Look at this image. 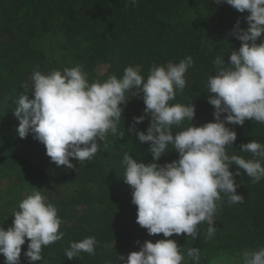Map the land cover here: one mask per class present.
I'll use <instances>...</instances> for the list:
<instances>
[{"label":"clouds","instance_id":"9594fccd","mask_svg":"<svg viewBox=\"0 0 264 264\" xmlns=\"http://www.w3.org/2000/svg\"><path fill=\"white\" fill-rule=\"evenodd\" d=\"M136 2L131 0L132 4ZM223 2L241 13L247 11V28H240L239 21L234 25L230 34L241 44L231 51L227 64L219 55L213 60L218 66L216 74L208 77L213 121L194 125L195 105L191 101L169 103L175 99L176 90L186 86L185 74L193 65L191 56L166 66L153 64L147 78L140 74L141 66L135 65L125 67L120 78L113 74L91 83L83 67L75 65L47 74L34 70L31 86L21 85L24 91L13 101L19 137L34 134L52 162L72 169L75 165L70 157L80 162L91 160L99 150L98 141L107 134L123 138L125 133H118L123 105L130 96L140 94L150 123L146 131H140L136 125L145 115L135 116L128 131L134 132L140 142H149L152 161H138L128 152L122 160L126 166L123 180L130 186L131 203L136 206V222L149 235L162 233L168 238L186 234L193 239L199 235L198 226L207 222V236L211 238L216 232L214 217L221 194L231 204L243 203L244 196L237 192L239 185L235 182L240 170L253 183L264 178V144L255 140L240 144L242 152H250L257 159L226 153V146L237 139L236 132L226 124L242 126L245 120L264 123V39L256 43L264 36V0ZM222 113H226L223 119ZM185 120L191 122L189 126L173 134L172 126H180ZM169 145L179 154L178 159L158 164ZM230 165L238 166L235 176ZM12 215V226L0 227L4 264H21V246L26 238L29 243L24 256L35 262L42 260L44 247L64 236L56 207L38 190L23 198ZM96 244L93 236L70 242L65 255L68 259L78 257L80 252L94 255ZM242 255L243 264H264V247ZM187 256L198 262L200 250L189 248ZM118 260L120 264H182L184 256L176 240L160 239L155 243L145 240L139 250L129 252L126 259L119 255Z\"/></svg>","mask_w":264,"mask_h":264},{"label":"trees","instance_id":"16d2710c","mask_svg":"<svg viewBox=\"0 0 264 264\" xmlns=\"http://www.w3.org/2000/svg\"><path fill=\"white\" fill-rule=\"evenodd\" d=\"M247 15V11L241 13L223 0L220 3L216 0H137L136 4L131 0H0V103L14 101L24 91L23 83L31 86L34 70L47 74L81 65L91 83L104 81L113 74L120 78L125 67L135 65L141 66L140 74L147 78L153 64L166 66L191 56L193 65L185 74L186 86L177 89L175 99L169 103L191 101L195 105L192 123L202 125L214 120V107L208 103V77L218 70L213 60L219 55L228 63L231 51L241 44L230 33L237 21L240 28H247ZM51 33L61 40L60 59L52 52H44L41 41ZM261 39L264 36L257 38L256 43ZM100 66L104 67L103 72H99ZM128 95L126 93V98ZM144 108L140 94L130 96L123 105L122 121L118 125V133H125L123 138L112 134L119 145L99 151L98 160L93 163L98 166L97 172L106 191L121 201L131 198V188L123 180L124 153L128 152L138 161H152L149 142H140L134 132L128 131L133 117L142 114L145 119L136 128L146 131L150 117L143 112ZM225 115L222 113L221 119ZM7 116L0 109V141L13 137L16 129ZM190 123L185 120L180 126H172L173 134ZM226 126L237 136L233 145L226 146V153L246 160L257 159L239 148L241 143L250 140L264 144V123L245 120L242 126ZM168 150L158 164L178 159L179 154L171 145ZM9 160L22 163L17 154L7 150L0 155V168ZM261 163L264 166V161ZM27 167L36 178H49V172L30 164ZM237 169V165L229 166L234 176ZM118 176L121 177L120 188L113 183ZM235 182L239 185L237 192L244 196L243 203L231 204L228 197L221 194L214 217L215 234L208 238L205 222L199 235L190 238V245L200 250V259L197 262L187 256L184 264H243L244 251L264 247V178L253 183L241 169ZM145 233L143 228L140 245ZM92 236L97 240L94 255L80 252L76 259L68 262L65 252H61L58 264H120L118 256L126 259L131 252L125 237H118L115 232L92 233ZM35 262L25 260V264Z\"/></svg>","mask_w":264,"mask_h":264},{"label":"rangeland","instance_id":"374dc122","mask_svg":"<svg viewBox=\"0 0 264 264\" xmlns=\"http://www.w3.org/2000/svg\"><path fill=\"white\" fill-rule=\"evenodd\" d=\"M41 43L44 52L48 54L52 52L57 59H60L61 40L57 35L51 33L45 36ZM103 71L104 67L100 66L99 72ZM14 108L13 100L0 103V109L8 115L16 128L19 121L13 115ZM13 135L0 141V155L7 150L11 151L22 159V163L9 160L0 168V227L7 229L12 226L13 211L18 210L19 202L34 190L40 191L46 201L56 207L57 214L62 220L60 231L64 233L63 238L44 247L41 253L42 260L36 261L35 264L60 263L61 252H65V249L70 247V242L80 241L92 236V233L115 232L116 236L125 237L126 245L131 251L139 250L140 244L137 242L143 228L136 222V206L131 203V198L125 201L112 198L113 196L102 184L103 181L97 172L98 166L93 165L99 151L116 148L119 145V141L111 133L107 134L104 140L98 141L99 150L91 160L80 162L70 157L75 165L72 169L57 166L52 162L46 155L44 144L35 139L34 134L29 133L25 138H20L15 129ZM27 164L49 172V178L43 180L36 178ZM120 182V176L113 179L114 185L116 184L118 188L122 186ZM33 186L36 188L34 189ZM117 215L119 217L114 219ZM204 223L198 228L200 229ZM190 238L186 234H173L165 238L162 233L149 235L146 230L143 242L149 240L155 243L160 239L176 240L184 256L182 261L184 264L187 250L192 248ZM28 243L26 238L25 244L21 246V264H25L24 252ZM76 258L69 259L68 262ZM4 261L3 254H0V264H4Z\"/></svg>","mask_w":264,"mask_h":264}]
</instances>
